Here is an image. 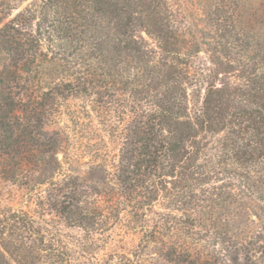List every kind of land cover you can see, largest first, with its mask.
<instances>
[{
    "label": "trees",
    "instance_id": "trees-1",
    "mask_svg": "<svg viewBox=\"0 0 264 264\" xmlns=\"http://www.w3.org/2000/svg\"><path fill=\"white\" fill-rule=\"evenodd\" d=\"M20 1L0 0V179L41 214L0 210V264H264V0H197V34L139 0L115 42L102 0ZM70 98L113 116L111 167L62 168ZM114 230L137 240L102 263Z\"/></svg>",
    "mask_w": 264,
    "mask_h": 264
},
{
    "label": "rangeland",
    "instance_id": "rangeland-1",
    "mask_svg": "<svg viewBox=\"0 0 264 264\" xmlns=\"http://www.w3.org/2000/svg\"><path fill=\"white\" fill-rule=\"evenodd\" d=\"M30 1L31 0L20 1L21 8L26 6ZM168 3V8L173 12L175 22L183 23L188 29L195 33L204 29V26L205 29L207 28V22H205L204 14L197 0H168ZM99 8L101 15L98 22H100L102 26L101 31L107 36L110 32L112 41L115 42L116 39L125 38L121 33L124 31V24L126 22H130L131 30H135L131 35L138 36V22L135 21L140 17L139 12L142 9L139 0H102ZM12 16L13 15L8 17V19ZM8 19H0V27ZM89 19H91V16ZM35 24L36 22H33V25ZM143 36H145L144 33ZM206 58V55L201 54L199 59L195 61L194 66L200 67L201 64H204V68L207 69L209 65ZM59 110V119L52 127L61 131L63 130L67 138V144L63 152L58 155V159L62 161V168L85 174L90 166L97 164L111 167L116 160L118 152L117 139L109 135L111 130L108 128L110 124L116 123L113 116L106 117L102 115L100 117L96 115L94 110L92 111L90 108L88 98H70L65 103H62ZM45 188H47V186L37 187L35 192L38 193L40 190L42 192ZM32 192H34V190H32ZM24 193V191L16 192L0 179V210L24 207L22 200L27 196H25ZM24 208V210L31 212L33 217H38V215L41 214L32 204L29 209L27 207ZM44 216L46 220L53 219V221L56 222V226L53 227V230H56L57 233L59 231L65 242H71L73 244L75 240L80 238L81 234L77 230L62 226L61 223L58 224V220L50 215ZM49 224L53 225L52 221L49 222ZM136 240L135 237L129 234H121L119 230H114V232L109 235L106 244H104L105 246L97 253L96 256L98 261L102 263H105V260L108 259L110 261L111 255L116 252L115 246H118V242L124 243V253L130 256ZM70 247L72 248L73 246ZM142 264L159 263L147 258Z\"/></svg>",
    "mask_w": 264,
    "mask_h": 264
}]
</instances>
